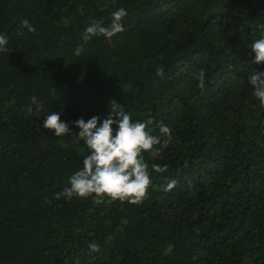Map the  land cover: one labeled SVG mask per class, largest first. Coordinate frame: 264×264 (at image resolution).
I'll list each match as a JSON object with an SVG mask.
<instances>
[{
	"label": "trees",
	"instance_id": "1",
	"mask_svg": "<svg viewBox=\"0 0 264 264\" xmlns=\"http://www.w3.org/2000/svg\"><path fill=\"white\" fill-rule=\"evenodd\" d=\"M120 8L125 30L76 56ZM22 19L34 33L16 34ZM0 34V264H264V108L247 80L264 70L249 47L264 0H0ZM112 101L171 129L160 157L144 154L168 170L139 205L56 200L87 155L74 122ZM51 113L68 135L43 128Z\"/></svg>",
	"mask_w": 264,
	"mask_h": 264
},
{
	"label": "clouds",
	"instance_id": "2",
	"mask_svg": "<svg viewBox=\"0 0 264 264\" xmlns=\"http://www.w3.org/2000/svg\"><path fill=\"white\" fill-rule=\"evenodd\" d=\"M126 10L120 8L111 14L110 23L105 26L103 20H93L81 33L83 44L74 49V54L79 56L83 52V45L93 37L111 39L125 29L123 18ZM34 33L35 28L27 19H22L16 34L24 35V30ZM8 39L0 34V52L7 50ZM254 54L253 64H264V38L257 39L249 46ZM155 75L163 77L164 68L156 69ZM198 87L203 89L205 72L203 69L194 73ZM252 89V96L264 108V70H252L247 77ZM32 103L37 105L36 113L42 110L43 105L38 104L33 96ZM32 109H29L31 112ZM153 121H133L121 104L115 101L109 104V115L101 120L100 116H93L85 121L80 118L74 122V127L79 129L75 135L77 142L82 141L87 150V155L82 159V167L75 171L68 179V187L55 195L56 200L88 199L92 198L96 204H112L114 202H127L129 205H139L148 196L152 183L151 173H165L167 165L160 166L153 163L151 171L145 161L148 158L155 160L162 151L167 149L172 141L171 129L158 124L159 135L152 134L149 128ZM99 125V126H98ZM115 126V127H114ZM43 128L54 132L55 137L68 135L69 124L61 121L58 113H51L44 117ZM176 182L170 181L164 191H171ZM49 203L48 201H45ZM90 253L100 251V246L95 242L88 245Z\"/></svg>",
	"mask_w": 264,
	"mask_h": 264
}]
</instances>
